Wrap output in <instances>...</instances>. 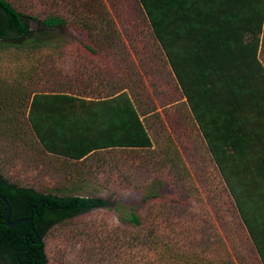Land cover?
<instances>
[{"label":"trees","instance_id":"1","mask_svg":"<svg viewBox=\"0 0 264 264\" xmlns=\"http://www.w3.org/2000/svg\"><path fill=\"white\" fill-rule=\"evenodd\" d=\"M126 7L137 11L141 30ZM30 20L41 29L32 30ZM118 23L121 36L112 32ZM263 26L264 0H0V50H60L57 29L83 33L77 43L64 37L81 50L71 72H52L54 87L30 99L28 129L43 155L89 161L84 166L90 170L102 152L145 159L139 152L157 136L150 119L159 116L158 107L181 103L197 124L225 197L217 209L222 233L214 241L194 227L182 239L174 217L188 210L193 193L160 174L139 189L138 202L126 205L43 193L0 170L10 221L33 220V226L7 227L0 201V264H48V233L101 208L118 215L128 264L134 254L140 264H264ZM20 112L25 120L26 111L15 109ZM4 135L0 130V141ZM120 164L115 160L114 168Z\"/></svg>","mask_w":264,"mask_h":264},{"label":"rangeland","instance_id":"2","mask_svg":"<svg viewBox=\"0 0 264 264\" xmlns=\"http://www.w3.org/2000/svg\"><path fill=\"white\" fill-rule=\"evenodd\" d=\"M125 11L130 10L126 7ZM129 13L132 23L141 30L137 11ZM29 24L34 31L41 29L35 21L30 20ZM121 27L118 23L112 30L113 35H118L119 31L120 36L123 35ZM55 34L62 37V41L59 39L60 50L51 46L37 50H0V106L4 107L0 110V130L5 133L3 141H0V170L3 175L43 193L102 196L110 199L111 203L119 200L128 205L138 202L139 189L145 188L154 176L160 174L170 179L173 186L189 188L193 193L188 210L184 214L176 213L174 217L178 221L175 231L179 237H189L194 227L200 231L201 238L214 241L222 233L217 214V209L225 201L221 196L222 181L197 124L193 118H188L185 109L179 106L181 103L158 107L159 116L150 119L157 136L153 135V146L140 151L139 155L145 156L146 161L152 159L151 163L144 162L143 157L141 161L134 154L124 156L121 152H102L100 164H95L90 170L84 166L89 161L41 153L27 124L31 96L36 91L50 90L55 75L52 72L70 73L78 55H81V50L74 45L70 47L64 37L77 43L76 39L83 37L82 32L60 28ZM259 57L264 63V26ZM156 65L161 66V63L156 62ZM15 109L26 111L25 120L18 118L21 112L17 115ZM133 159L137 160L138 168L132 165ZM115 160L123 163L119 169L114 168ZM235 231L240 233L237 229ZM122 235L124 231L116 212L103 208L92 210L56 225L48 233L45 237L48 264H128ZM108 239H111L110 243ZM217 245L214 242L210 244L212 251H216ZM132 260L133 264H140V255L134 254Z\"/></svg>","mask_w":264,"mask_h":264},{"label":"water","instance_id":"3","mask_svg":"<svg viewBox=\"0 0 264 264\" xmlns=\"http://www.w3.org/2000/svg\"><path fill=\"white\" fill-rule=\"evenodd\" d=\"M0 201L4 204L5 206V214H4V224L7 227H13L14 225H16L17 223L20 222H28L33 226V220L32 217H21V218H17L13 221H10V215H11V205L8 202V200L1 194L0 192ZM36 233V232H35ZM37 239H39V237L37 236Z\"/></svg>","mask_w":264,"mask_h":264}]
</instances>
